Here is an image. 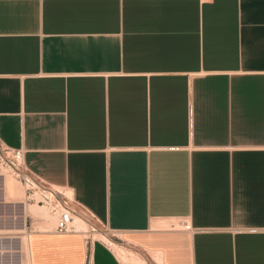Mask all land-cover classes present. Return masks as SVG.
Instances as JSON below:
<instances>
[{"label": "crops", "instance_id": "crops-1", "mask_svg": "<svg viewBox=\"0 0 264 264\" xmlns=\"http://www.w3.org/2000/svg\"><path fill=\"white\" fill-rule=\"evenodd\" d=\"M0 144L130 260L29 214L30 264H264V0H0Z\"/></svg>", "mask_w": 264, "mask_h": 264}, {"label": "rangeland", "instance_id": "rangeland-1", "mask_svg": "<svg viewBox=\"0 0 264 264\" xmlns=\"http://www.w3.org/2000/svg\"><path fill=\"white\" fill-rule=\"evenodd\" d=\"M14 164L15 163L13 160V155L6 154L0 147V229L2 230L0 231V264H30L29 250H27L28 248H26L25 246L26 243H24L23 241L24 240L26 241L27 239V236L29 234L28 227H30L31 222L28 216L29 213H27V216H26V213L24 211L30 208V206L36 207L37 209L40 208L39 210L43 211V213L46 212V215H44L45 217L39 214L37 215L41 218H44L45 220H47L50 217L49 215L50 212L47 208L42 207L36 204L35 202H29L27 198L28 194H27L26 186L18 178L19 172L16 171ZM7 176H8V179L12 178L11 180L13 183V188L14 186H16L15 189L16 188L18 189V192L14 189V192L11 193V195H8L9 197L7 196L6 192H4L5 189L3 185L4 179L7 178ZM15 192L16 194L19 193V195L17 196L18 199L15 198L16 197ZM20 193H23V194H21L20 196ZM5 194H6V197H5ZM8 198L13 199L14 202L12 200H9ZM47 214H48V218L46 217ZM82 225H81L82 227L85 226L84 224ZM24 227L25 229H21ZM95 238L104 239L102 235L100 234H97ZM113 250L116 252V254L119 257L121 256L119 252L124 253L125 251L123 248H118V246H114Z\"/></svg>", "mask_w": 264, "mask_h": 264}, {"label": "built area", "instance_id": "built-area-1", "mask_svg": "<svg viewBox=\"0 0 264 264\" xmlns=\"http://www.w3.org/2000/svg\"><path fill=\"white\" fill-rule=\"evenodd\" d=\"M1 149L6 153L13 155L14 165L18 171V178L24 183L27 189V198L29 202L45 207L50 214L56 217V233L60 235L81 234L89 243L96 240L105 242L108 247L114 248L110 240L109 230L104 225L91 224L78 216L73 208L76 203L73 194L64 188H55L43 180L36 179L29 175L23 165V150H10L0 144ZM85 226L82 227L81 225ZM185 231H193L192 225L184 223ZM101 234L104 239H96L95 236Z\"/></svg>", "mask_w": 264, "mask_h": 264}, {"label": "bare ground", "instance_id": "bare-ground-1", "mask_svg": "<svg viewBox=\"0 0 264 264\" xmlns=\"http://www.w3.org/2000/svg\"><path fill=\"white\" fill-rule=\"evenodd\" d=\"M6 176V175H5ZM10 178V177H9ZM12 179V178H11ZM11 179H8V176H7V178H5L4 179V182H3V185H4V189H5V191L4 192H6V194H7V196L8 195H11V193H13L14 192V189H15V187L16 186H14V188H13V183H12V180ZM14 180V179H13ZM14 182V181H13ZM15 184V183H14ZM17 192H18V189L16 188L15 189ZM6 194H5V197H6ZM21 194H23V193H20V196H21ZM15 195H16V199H18V195H19V193H17L16 194V192H15ZM14 195V196H15ZM20 196H19V198H20ZM9 197V196H8ZM9 200H12L13 202H14V200L13 199H11V198H8ZM7 200V199H6ZM8 200V201H9ZM24 201V200H23ZM10 202V201H9ZM17 204V203H16ZM22 204H24V203H22ZM23 206V205H22ZM35 206V205H34ZM38 206V205H37ZM18 209V208H17ZM40 208H36V207H31L30 206V208H28V209H26V211H24L25 213H26V216H27V213H29V214H33V215H37V214H39V215H41V216H44V215H46V212H44L43 213V211H41V210H39ZM42 210H43V208H42ZM22 211V210H21ZM22 213V212H21ZM20 213V214H21ZM19 214V213H18ZM49 214V213H48ZM48 214H47V218H48ZM22 215H24V214H22ZM18 216V215H17ZM25 217V216H24ZM45 217V216H44ZM23 218V217H22ZM55 218V217H54ZM50 219V218H49ZM51 220H53V219H51ZM23 221V220H22ZM25 222V221H24ZM22 223V222H21ZM23 224V223H22ZM18 225V224H17ZM21 226V225H20ZM83 226V225H82ZM19 227V226H18ZM26 227V226H25ZM25 227L24 228H21V229H25ZM14 228H16V227H14ZM13 229V228H12ZM14 230H16V229H14ZM18 230V229H17ZM0 231H2L1 229H0ZM15 232V231H14ZM24 232V231H23ZM27 234V233H26ZM101 235V234H100ZM29 237L27 236V239H26V241L24 240L23 242L24 243H26V248H28V239ZM28 250V249H27ZM118 253V252H117ZM120 253V257L122 258V259H124L125 261H127V260H129V258H127V256L123 253V252H119ZM118 253V254H119ZM130 261V260H129Z\"/></svg>", "mask_w": 264, "mask_h": 264}]
</instances>
